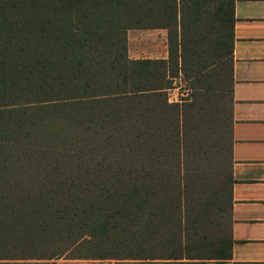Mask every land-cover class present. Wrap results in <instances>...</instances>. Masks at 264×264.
<instances>
[{"label":"trees","instance_id":"trees-1","mask_svg":"<svg viewBox=\"0 0 264 264\" xmlns=\"http://www.w3.org/2000/svg\"><path fill=\"white\" fill-rule=\"evenodd\" d=\"M234 5L0 0L1 246L90 247L113 235L122 249L133 234V246L187 245L198 255L166 259L231 258L223 221L232 205ZM132 29H166L169 57L130 58ZM180 75L193 93L171 103L166 90ZM210 120L217 131L208 145ZM223 150L230 169L218 173L209 193L202 162L211 153L222 159ZM28 175L41 177V187L52 177L60 178L57 188L105 180L116 192L14 193Z\"/></svg>","mask_w":264,"mask_h":264},{"label":"crops","instance_id":"crops-1","mask_svg":"<svg viewBox=\"0 0 264 264\" xmlns=\"http://www.w3.org/2000/svg\"><path fill=\"white\" fill-rule=\"evenodd\" d=\"M235 45L232 97V205L230 235L233 240L228 260L33 258L0 257V264H264V0H235ZM156 33L166 29H132ZM129 36V34H128ZM129 48V38H128ZM129 54V50H128ZM129 57L137 59L135 57Z\"/></svg>","mask_w":264,"mask_h":264},{"label":"rangeland","instance_id":"rangeland-1","mask_svg":"<svg viewBox=\"0 0 264 264\" xmlns=\"http://www.w3.org/2000/svg\"><path fill=\"white\" fill-rule=\"evenodd\" d=\"M164 37H167L166 31H163ZM129 36V54L131 57H151L156 55H160L162 50L165 49L166 39L162 41L163 33L157 31L156 33H147L146 31H139L134 30L128 32ZM165 42V43H163ZM151 55V56H150ZM189 82L184 80L183 77L180 75L179 77L175 78L173 81V87L166 90V94L168 96L169 102L171 103H179L183 104V100L190 97L193 93V90L189 87ZM196 95V94H194ZM195 97V96H194ZM227 98V97H226ZM225 102V101H224ZM228 104V100H226ZM209 107L213 108V101L209 103ZM226 107V115L228 116L229 110L228 106ZM212 115V114H211ZM213 116V115H212ZM209 127V137L208 138V145L211 144L214 138V131L216 127L213 125V120H210L208 125ZM217 131V128H216ZM222 159L218 153H211V157L206 162H202V170L203 173L206 175V185L208 186V192L211 193L213 190V184L215 183L218 173L226 175L229 171V161L228 155H226L225 151H222ZM221 159V160H220ZM226 161L224 163V161ZM219 161V162H218ZM20 178V177H19ZM41 178V177H40ZM39 176L28 175L26 177H22L20 180L24 183V186L21 189H17L14 193H37L41 189H46L49 191H64V192H79V193H100L101 191L109 190L110 192H116V184L114 185L113 182H106L105 180H88L86 184H79L75 187H55V183L60 181V178L52 177L46 183L47 185L41 187L42 183L39 184L40 179ZM38 180V181H37ZM116 183V182H115ZM226 209L224 211L225 218L223 221V231L227 233L230 225V219L228 218ZM111 235V234H110ZM133 234H130L128 238V242L123 243L122 249H116V238L115 236L111 235L109 238H99V239H92L90 247L84 242L80 245L70 246L67 242H56L53 243L52 241H48L47 243H42L40 241L34 242H24L19 241L22 243H17L11 247L12 243L6 244L4 247L0 245V257H34V258H52V257H66V258H96L102 256H117L125 257V256H134V257H151V258H159V259H166L164 257H168L169 253L173 256H188L190 254H194L193 256H198L197 252H191L188 254V246H182L178 250L173 249L170 247L166 249L164 247L157 246V242H145L141 241L137 244V246H133L131 243V239ZM156 239V238H152ZM133 241V240H132ZM14 244V243H13ZM154 246V247H151ZM201 256H208L212 255L207 250H201L198 253ZM154 260V259H152ZM157 260V259H155Z\"/></svg>","mask_w":264,"mask_h":264}]
</instances>
